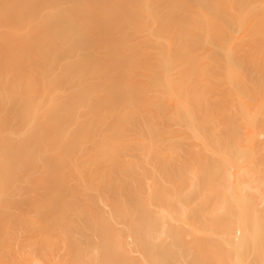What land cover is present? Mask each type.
<instances>
[{
	"label": "rangeland",
	"instance_id": "obj_1",
	"mask_svg": "<svg viewBox=\"0 0 264 264\" xmlns=\"http://www.w3.org/2000/svg\"><path fill=\"white\" fill-rule=\"evenodd\" d=\"M31 1L32 2L25 4L21 10H14L10 9V7L8 8V0H0V52L16 60L12 68H3V65H0V180L3 179V183H0V190L3 191V194L0 195V256L2 257H0V264H17L20 261L21 263L18 264H63L64 262L66 264L64 260L66 252L64 251L65 249L66 251L69 250L70 245H67V249L64 244H71L72 240L75 241L74 239L81 237L83 232L85 237L88 235L90 239V252L96 251L95 253L97 255L101 251L103 233H100V231L104 227L108 230L111 237L115 230L114 233L118 234V236H120L119 232L121 233L120 237L125 241L124 244L128 243L124 245L127 246L128 254L130 252L129 255H131V257L135 259L138 258V264L142 249L140 250V248H138L139 246L137 243L139 244V242H135L136 239L128 232H133L131 231L133 228L130 230L129 227L133 226L134 223L136 224L139 219L137 218L139 215L137 213H140L143 207L142 205H130L134 200H128L125 192L127 189L135 192V188L144 189L143 186L149 189L154 184L158 188L161 185L167 187L171 193L175 188L181 187L184 189L183 191L188 193L189 201H186L189 204L187 207L192 209L191 207L196 206L199 200L196 195L190 192L186 187H188L189 180L195 177L193 174L198 170L200 164L207 163V169L211 170V177H209V183L211 184L209 188L211 192L207 195L208 198L211 197V200L209 203H203L204 205H201V208H204L203 210L205 211H203V217L204 215L206 217L202 221H198L199 219L195 221V225L199 222L197 224V229H204L205 227L208 229L209 227L211 230L212 227L210 226L217 227V225L220 224L219 221L221 223L226 222V226L235 225L238 218V211H236V208L237 205H241V201H235L232 198L230 199V197L235 198L233 194H235L234 190L237 187L235 186L237 182H251L250 177L245 173L246 171L248 175L252 173L251 175L254 178L251 177V180L253 179L254 181L255 179L254 182L252 181L253 183L257 181V184L261 185L260 193L264 197V153H262L261 150L258 151L261 152L260 154H256L255 152L256 156L243 153L239 149H244L246 146L244 150L247 151L249 147L251 151L250 146H253V144H249L247 140L245 141L246 144L239 141L241 145H236L231 141H226L227 143L223 142L225 144H222L221 141L219 144H216L207 140L208 142H206L203 147V145L197 144L196 140H193V136L191 138L190 134L186 135L185 131L189 130V127L186 129V122L177 120L174 116L176 108L174 102L177 99L176 95L178 94L185 102H189L190 106L193 107L192 109H195L193 105L197 104V100H195L194 95L196 92L198 93V91H200V87H196V89L198 88L197 91L193 92L195 89H193L194 87L192 88V85L200 86L202 82L207 83V88L211 87V90H204V92L207 90L206 93L210 100L214 95H217L214 91L218 92L219 96H217V98L219 99L217 103L221 108V112L220 109L218 111L219 114L222 113L221 115L218 114L220 116V122L222 121L224 124L227 121L233 120L234 122H240L238 120L241 118V112H238L241 107L239 103L241 97L243 100L246 99L245 102L248 107H254L256 104V107L258 106L260 111L257 110L261 114L264 113V35L262 33V49L259 48L258 45L260 44H258L257 48H251L252 51L251 49L249 51L248 42L245 43L247 37L243 38L244 42L242 40V43H239V40L236 39L235 42L238 40L237 43H233L232 45L236 48L235 50H237L235 52L236 57L227 61V63L225 62L227 65L224 63L226 60L222 58L221 60L219 59L220 57L217 58L218 61L216 60V57L220 55L219 46L218 50L217 47H214L212 51L210 50V54L204 53L206 58L209 56L212 58V63L209 61L202 63L209 67V71H203L200 67L202 64H194L191 67L188 66L190 68L188 71L186 70L187 75L191 74L195 78H186L184 79L185 81H182V84H180H186V80L190 82L191 79L192 84L190 83L188 88L190 92L180 95L177 92L176 86H174L175 89L173 93L176 95H173L171 98L173 100H171V102H173L171 104L169 99L171 92L167 90L166 85L162 81H159L157 74L156 76L149 74L151 69V66H149L151 65L150 62L156 65L154 69L159 72L158 62L157 59H155L157 53L155 52L162 49L161 46L164 47L165 44L163 45V40L167 37V34L163 31L158 32V29L152 26L153 23L151 19H158L159 17H148L144 14L146 13L144 9H146L145 7L147 6L143 3L145 0H143V2H141L142 0H139L140 2L136 0L134 3H132L133 1L130 2L134 7L132 8L129 6V12L135 8L136 11H132L126 17H117L115 15L116 18H113L111 10L122 11L125 3L120 5L121 0H98L100 2L96 0ZM153 1L149 2L154 3L155 1ZM213 1L215 0H208L206 4L210 5ZM251 3L252 12L256 19L264 21V0H251ZM141 5L146 6L144 7ZM17 6L18 4L16 7ZM152 6H154L153 8L158 7H155V5ZM101 7H104L103 13H95V11ZM139 8H143V11H140ZM148 8L149 6L147 9ZM126 9H128V7ZM159 12L160 10L157 11L156 16ZM123 15H125L124 11ZM184 18L182 19L184 20L183 24H186L187 18H185L186 20ZM86 22H90L93 28H97L98 23L105 24V27L113 25L114 31L104 34V42L107 45L119 43L116 49L110 48L114 51L112 57L115 59H120L122 57L127 59V72H130L129 77L117 78V76H112L109 78V76L103 77L102 73H96L97 75L90 73V67H94L100 62V55L102 58L105 49L102 46H97V43L92 39L91 34L95 32L90 29L89 33L88 29L81 25ZM68 25L70 27L71 37L67 36ZM243 26L244 24L242 25V29H244ZM239 29L241 28H237L236 32ZM198 30H200V32L193 30L196 34L194 35L196 37H201L204 30ZM238 32L237 35L241 36L242 30ZM191 35L194 37L193 34ZM77 37L81 39L80 42L76 40ZM149 39L151 41H149ZM161 40L162 42H160ZM248 44H250V42ZM208 45L210 44H206L207 47ZM213 45L210 46L213 47ZM203 46L205 47V45L202 44L201 47L203 48ZM252 46L253 45H249V47ZM73 47H75V51L72 53L71 50ZM202 48L198 47L196 52H199ZM207 50L209 51V49ZM254 50L256 52H253ZM182 53L185 57L187 56L186 51H182ZM252 53H254V55H252ZM123 54H127V56H123ZM22 55L29 60V65L26 64L21 68L18 66L24 64V59L20 58ZM145 56H147V59ZM242 56H244V58ZM251 58H253V61ZM79 59H83L84 64L82 66L85 67L81 79L85 81L86 86L89 88L83 91L87 94V97L84 99H78L73 95V92L70 91L68 85H74L73 80H75V77H65L64 70L68 69V67H63L65 62L77 61ZM214 59L216 60L215 62ZM195 60L197 61V59ZM105 62L106 61H104V63ZM228 62L230 64H228ZM232 65H234L235 68H233ZM16 67H18L17 70L19 71L16 70ZM232 68L240 69L241 73H239L241 76H236V71L238 70H235V73ZM111 72L114 73V71ZM232 72L233 75H231ZM206 73L207 75H205ZM234 74L239 78L235 79ZM200 76L204 77L202 78L203 80ZM230 78L231 80H229ZM95 81L106 85L104 95L108 96V98L111 96L112 102H115L112 104L114 105L113 108H115L112 112L109 100L101 99L98 96L99 90H90V83L94 85ZM232 83H234V85H232ZM239 88L243 89H240V91H243V94L239 92ZM108 89L111 91L110 94H108ZM237 89L238 91L236 92L235 90ZM189 90H187V92ZM168 92L170 94H168ZM205 94L203 98L207 96V94ZM245 94H247L246 98H244ZM236 97L240 101H236ZM52 99L53 101L54 99H57V101L60 100L57 102L59 105L56 104V111L53 106L56 100L53 102ZM210 100H208V102H211V105L213 101ZM248 100L250 102H248ZM193 101L195 104H193ZM90 102L91 106L97 110L95 117L100 120L99 124L95 127H90V107L88 108L86 106L90 104ZM239 104L240 106H238ZM160 105H164L167 111H157ZM172 105H174V107ZM32 107H35L34 115L33 112H31ZM66 107L68 109L67 111L65 110ZM83 111H85V113H81ZM195 111H197V109ZM28 112H31V114L27 117ZM262 115L264 116V114ZM237 117H239V119ZM200 119L202 120V117H199V120ZM262 121L263 120H261L259 124L258 130L262 128L264 132ZM81 124H85L86 127L83 128ZM179 126L180 130L178 129ZM262 131H260L262 134L260 132V134H257L258 137H264ZM177 134H179V136H177ZM243 135L245 136V134ZM240 136L243 138L241 134ZM240 136L238 138L241 140ZM121 137H123L124 140L122 142H124L123 144L127 148L120 143L122 146L119 149L118 143ZM104 138H109L110 142L112 139H114V141L110 143V145H103ZM177 138L178 140H176ZM180 138H182V140ZM95 139L102 143V145L97 143ZM128 143L129 146L127 145ZM114 144L115 150L112 152ZM108 147L110 153L109 157H98L96 159L87 158L89 154H93L94 152L98 153L99 149L107 151ZM28 148L30 149L27 150ZM25 149L27 152H24ZM236 150H238V152ZM16 151H19L20 155L14 156L13 153ZM28 151H31L33 154H28ZM196 152L199 154H196ZM247 152L249 153V150ZM203 154H206L204 157H207L204 163ZM199 160L200 162H198ZM177 165L184 170L178 169ZM230 173L232 175H230ZM177 178H179L181 182L177 180L178 183L176 185L168 181V179L176 180ZM203 182L205 183L206 180ZM200 184H202V182ZM220 186L221 189H219ZM223 187L225 189H223ZM228 187L231 189L227 190ZM54 188L59 189L60 195L70 197L71 201L68 202L67 205H61L58 201L54 203L49 201L51 198L49 193ZM48 190L49 193L46 194ZM73 193H78V195H80L79 198L74 197ZM100 193H106L115 199H124V202L128 205H116L117 209L115 216V205L107 206V204H110L107 203L106 206L104 205L105 208L101 202V199L105 200L103 196L100 202H98L101 195L97 197V194L99 195ZM227 194L229 196H226ZM95 195L98 200L97 198L95 199L98 203H101V206L100 204L95 205ZM127 195L133 198L131 194ZM157 201L158 199H154L153 203ZM104 202H108V200L103 201V203ZM181 202L183 205L186 204H184V200ZM262 204H264V200L257 204L260 210L264 208ZM63 206L67 208H75V206H77V210L79 209L82 213L88 211L90 215L84 217L82 214L79 216L67 211L70 212V214L66 213L63 219L60 218L61 221H63L60 223L56 215ZM168 206L169 205L165 204L163 206L161 204L148 205V207H152V209L158 207L165 208ZM175 206L177 207V205ZM175 206L172 205V208H175ZM57 207L58 209H56ZM198 207L199 205L196 206V208ZM132 209L137 213L132 211ZM123 212L125 217L130 216L131 224L123 217ZM67 214L70 216H67ZM78 214H80V212ZM102 215L106 219H103ZM214 216L218 221L214 219ZM218 216H221V219ZM240 216L243 218L242 215ZM216 222L217 225L215 224ZM229 222H233V224ZM174 223H177L178 227L179 225L180 227L182 226L181 231L186 234L185 236L183 234L184 240H186V238L190 240L192 232L190 231L191 228L189 224H187L186 221L185 223L184 221L172 222V224ZM163 224L166 225L163 226ZM170 225L171 223L169 224L168 222L162 224L160 222L158 230L156 229L157 232L159 231L158 233L161 235V238L155 239L158 240V242L162 239L161 242L167 244H165V246H168L170 240H172L170 237H167V234L166 237L164 234L168 233V227H172V225ZM215 227H213V229ZM222 227L224 226L222 225ZM222 227L220 229L217 227V230L214 229L216 234ZM76 230H81L82 232L77 233ZM106 230L105 232L107 233ZM210 230H207V233H205L206 235L211 233V237H213L212 233L214 231L212 232V230ZM117 231L118 233H116ZM189 232L191 233L189 234ZM201 232L198 234L203 235L204 233L201 234ZM142 235H144V232H142ZM118 236H113V239L115 240ZM214 236L216 235L214 234ZM208 237L210 238V236H207V238ZM153 239L152 241L155 242L156 240ZM206 240L212 243L210 239ZM212 241L214 242L216 239ZM217 242H215V244ZM183 244H185V242ZM84 245H86V243ZM186 246L187 245H185V247ZM188 246L190 245L188 244ZM98 250L99 252H97ZM189 250H191V248ZM147 264H151V261Z\"/></svg>",
	"mask_w": 264,
	"mask_h": 264
},
{
	"label": "bare ground",
	"instance_id": "obj_2",
	"mask_svg": "<svg viewBox=\"0 0 264 264\" xmlns=\"http://www.w3.org/2000/svg\"><path fill=\"white\" fill-rule=\"evenodd\" d=\"M96 1L100 2L98 0H96ZM134 1H136V0H121L120 5L125 3L123 10L122 11L117 10L118 12L116 10H111V12L113 14V18L114 17L116 18V16L117 17H120V16L126 17L132 11L135 12L136 8L130 10L131 12H129V6H131L133 8L134 6H132V3H134ZM146 1H147V3H146ZM149 1H153V0H145V2H143V0L141 1L147 5V6L145 5L146 7L144 5H141V6H144L146 8V9H144V12H146V13H144V12L143 13L145 15H147L148 17H155V18L159 17L158 19H151V22L153 23L152 26H154L156 29H158L157 30L158 32L163 31V32H165V34H167V37L164 38V40H163L164 41L163 45L165 44L166 46L165 45H164V47L161 46L162 49L155 52V53H157L156 54L157 56L154 54L156 57L155 59H157V62H158L159 72H157V70L155 71V69H154L156 65H153L150 62L151 65H149V66H151V69L149 71V74H151L152 76L153 75L156 76V74H157L159 77V81H162L166 85L167 90L169 92H171V96H169L170 102L172 100L171 98L173 97V95H176L173 93V90L175 89L174 86H176V89L178 90L177 92L180 95H183L185 93L190 92V90L188 88H189L190 83L192 82L191 79H190V82H189V80H186L185 83L187 85L186 84L181 85L182 84L181 82L182 81L184 82L185 81L184 79H186V78L187 79L188 78H192V79L195 78L191 74L187 75V71L189 70V68L191 66H193L194 64H196V65L202 64V63H205L206 61L211 62L212 58L210 56L208 58H206L204 56L205 55L204 53L210 54L212 49L214 50V47H217V50L220 47V49H219L220 55L218 57H216V60H217V58L220 57L219 59L222 58V59L226 60V61H224V63L225 62L227 63V61L232 60L234 57H236L235 52L237 50H235L236 48H234V46H232V45H233V43H237L238 40H239V43H242V40L244 42V39H243L244 37L245 38L247 37L245 40V43L250 42V44L247 43L249 51L251 48L255 49L258 46H259V48L262 47L261 43L263 40H261V33L264 35V21H260V19H256V17L254 16V14L252 12L251 0H215V1L211 2L210 5L206 4V1H208V0H154L155 1V2L153 1L154 3L149 2ZM156 1L159 5L156 3ZM30 2H32V1L31 0H8L7 6H8V8L10 7V9L21 10L25 4H28ZM130 2H132V3H130ZM17 4H18V6L16 7ZM135 4H136V2H135ZM138 4H140V3H138ZM152 5H155V7H157V6L158 7L153 8L154 6H152ZM148 6H149V8L150 7L151 8L147 9ZM127 7H128V9H126ZM143 8H141V9L139 8V10L143 11ZM103 9H104V7H101L99 9H97L95 11V13H103L102 12ZM158 10H160V12L156 16ZM123 11L125 12V15H123ZM236 12H238L239 14ZM184 17L187 18L188 21ZM183 18L186 20V22H185L186 24H183L184 23V20H182ZM243 24H244V26H243L244 29H242ZM81 25L86 27L88 29L89 33H90V29H92L95 32V33L91 34L92 39L97 43V46H102L105 49V52L102 54L103 55L102 58L100 55V59H99L100 62L97 63L96 66L90 67V73H92V74L102 73L103 77L109 76V78L112 76H117V78L129 77L130 72H127V59L124 57H122L120 59H115L112 57V54L114 53V51H112L110 48L116 49L117 48L116 46L119 45V43L117 42L118 44L117 43H115V44L111 43V44L107 45L104 42V38H103L104 34L106 32L112 33L114 31L113 25H111L110 27H105V24L98 23L97 28H95V27L93 28V25H91L90 22H86V23H83ZM237 28H241V29H239L240 31L242 30V34L240 32L241 36L237 35L239 33L238 32L239 30L236 32ZM192 29L197 30L199 32H200V30H198V29H202V31L204 30L205 32L203 31L202 32L203 34L202 35L200 34L202 39L199 36L196 37L195 36L196 34L194 33V31ZM155 33H156V31H155ZM191 34H193V35L195 34L194 37ZM154 35H157V34H154ZM67 36L71 37L69 25H68ZM236 39H238V40L235 42ZM76 40L79 42L81 41V39L78 37L76 38ZM240 40H241V42H240ZM149 41H151V40L149 39ZM160 42H162V40ZM252 42H254V43H252ZM171 43H172V45H171ZM201 43L203 45H205V47L203 46V48H205V49H203L201 47V45H202ZM206 44H210V45L215 44V45H213V47L208 45V47H207ZM258 44H260V45H258ZM249 45L250 46L253 45V46L249 47ZM198 47L202 48V50H200L199 52H196ZM209 47H212V48H209ZM207 49H209V51ZM252 49H251V51H252ZM245 50L248 51L247 49H245ZM71 51L73 53L75 51V47H73ZM182 51L187 52L186 57L183 55ZM253 52H256V51L254 50ZM124 55L127 56V54H123V56ZM242 55H243V53H242ZM252 55H254V53H252ZM238 56H240V55H238ZM145 57L147 59V56H145ZM242 57L244 58V56H242ZM20 58L24 59V64L22 66H18V67L22 68L26 64L29 65V62H28L29 60H27L25 57H23V55ZM195 59H197V61ZM251 59L253 61V58H251ZM254 59H256V58H254ZM216 60L214 59V62ZM104 61H106V62L104 63ZM254 61H257V60H254ZM15 62H16V60L11 58V56H9L3 52H0V65H3L2 66L3 68L4 67L12 68L15 65L14 64ZM236 62H238V61H236ZM83 64H84L83 59H79L77 61H67L63 65L64 68L68 67V69L64 70L65 77L66 76H68V78L75 77L74 78L75 80H73L74 85L69 80L72 85H68V87H70L69 88L70 91H72L73 95L76 96L78 99L86 98L87 94L84 93L83 91L89 89L86 86L85 81L83 79H81L82 74H83V70L85 69V67L82 66ZM228 64H230V63L228 62ZM231 64H233V63H231ZM188 66H190V67H188ZM222 66H224V65H222ZM232 66H233V68H235L234 65H232ZM240 66H241V64H240ZM18 67H16V70L18 69ZM200 67L203 71H206V72L209 71V67H207V65L202 64V65H200ZM227 67H229V66H227ZM0 68H1V66H0ZM223 68H225V67H223ZM219 69H221V68H219ZM235 70H238V69L237 68L233 69V72H235ZM17 71H19V70H17ZM111 71H114V73H117V74H114ZM222 71H223V69H222ZM230 71H231V67H230ZM233 72L231 75H233ZM236 72H237V75L234 74L235 79L237 78L236 76H241V74H240L241 70L240 69ZM226 73H224V74H226ZM205 75H207V73ZM229 77H231V76H229ZM234 77H233V79H234ZM200 78L202 79L204 77L200 76ZM227 80H228V78H227ZM229 80H231V78ZM199 82H197V83H199ZM232 82H234V81H232ZM101 84L102 83H97L96 81L94 82V85H92L90 83V90H93V89H95L96 91L99 90L98 96L103 100H107V99L109 100V103H111V112H112L115 109V108H113L114 105H112V104H114L115 102H112L111 96H109V98H108V96L104 95V89H105L106 85L105 84L101 85ZM193 84H195V83H193ZM206 84H207L206 82L205 83L202 82V85H200V86L192 85V88L194 87L193 89H195V90H193V92L197 91V89L200 87V91H198V93L196 92L194 95L195 100H197L196 101L197 104L193 105V106H195V109H192L193 107L190 106L189 102H185V100L181 99V97L178 94L176 95L177 99L174 102V105L176 107L175 112H174L175 113L174 116L176 117L177 120H183L186 122V124H185L186 129H188V127H189V130H187L188 132L185 131L186 135L190 134L191 138L193 136V138H194L193 140H196V143L199 145H203V147H204L205 143L208 141L209 142L212 141L216 144L217 143L219 144L221 141H222L221 142L222 144H225L223 142H226V141L230 142L231 141V142L235 143L236 145H241V143L244 144L245 141L247 140V141H249V144L250 143H251V145L253 144L252 147L250 146L251 151H250L249 147L247 149V151L249 150V153L246 150H244V149H246V146L244 149L242 148L239 150H241L243 153L252 154V155H255V152H256V154L257 153L260 154L261 152L264 153V137H258L257 136V134H260L261 133L260 131H262V128H261V130H260V128L258 130V127H259L261 120H263L262 122L264 125V116L262 115L264 113L261 114L259 112L260 110H259L258 106L256 107V104L254 107L251 106V108H250L246 105L247 104L245 102L246 99L243 100V99H241L242 98L241 97L240 98L241 101H240L236 97L235 98L236 101L237 100L240 101L239 103L241 104V107L239 109L240 111L238 112V113L241 112L240 113L241 114V118H240L241 120L239 119V117H237L239 119V120L238 119L237 120L240 122H236V121L234 122V120L232 119L233 121H227L225 123L226 124L225 125L224 123H222V121L220 122V120H219V118H220L219 115H221L222 113L219 114V111H218L220 109V112H221V108L217 103V100L219 99V98H217V96H219L218 92L214 91V93L217 95H214L213 96L214 98L212 97L213 99L211 98V100H210L208 97V94L206 93L207 90H206V92H204V90L210 89L211 87L207 88ZM232 85H234V83H232ZM235 85L237 87L236 83H235ZM196 87H198V88L196 89ZM233 88H234V86H233ZM240 89H242V88H239V92H241L243 94V91H240ZM187 90H189V91L187 92ZM235 91L237 92L238 89ZM169 92H168V94H170ZM110 93H111V91H109V89H108V94H110ZM205 93L207 94V96L203 98V95ZM242 94H240V95L243 96ZM246 96H247V94H245L244 98H246ZM248 99H249V97H248ZM55 100H56V102H55ZM208 100L213 101V103L210 105L211 102L209 103ZM52 101H53V99H52ZM58 101H60V100H58ZM58 101H57V99H54V101H53V102H55L53 105L55 107V109L53 108L55 111H56V107H57L56 104H58L57 103ZM248 102H250V101L248 100ZM172 103L173 102H171V104ZM207 103H209V104H207ZM171 104H170V106H171ZM193 104H195L194 101H193ZM240 104L238 106H240ZM174 105H172V106L174 107ZM86 106L88 108L90 107V116H91L90 127H95L100 122V120L95 117L97 114V110H96V108L91 106V102H90V104H87ZM252 108H253V110H252ZM196 109H197V111H195ZM65 110L66 111L68 110L67 107ZM164 110H166L164 105H160V107L157 111L163 112ZM263 111H264V109H263ZM263 111H261V112H263ZM31 112H33V115H34L35 107H32ZM31 112L27 113V117L31 114ZM81 113H85V111H83ZM238 113H237V116H238ZM199 117H202V120L200 119L201 121L199 120ZM228 118L230 119L229 116H228ZM225 120H228V119H225ZM81 126L83 128L86 127L85 124H81ZM242 127H243V129H242ZM179 128H180V126L178 127V129ZM245 128H246V131H245ZM122 129H123V127H122ZM240 132H243V133H240ZM240 134L243 136V138L244 137L245 138L244 139L241 138ZM243 134H245V136ZM263 134H264V132H263ZM177 136H179V134H177ZM239 136H240L241 140L238 138ZM180 139L182 140V138H180ZM123 140H124L123 137H121V139L118 143L119 149L122 145L125 147V145L123 144L124 142H122ZM176 140H178V138ZM95 141L102 145V143L98 142L96 139H95ZM113 141H114V139H112V141L110 142L109 138L108 139L104 138L103 139V145H107V144L110 145V143H112ZM239 141H241V143H239ZM120 143H122V145H120ZM127 145L129 146V143ZM89 148H87V149H89ZM125 148H127V147H125ZM29 149L30 148H28L27 150H29ZM27 150L25 149L24 152H27ZM114 150H115V144L113 146L112 152ZM260 150H261V152H258ZM236 151L238 152V150H236ZM203 152H205V151H203ZM197 153L198 152H196V154ZM28 154L31 155L33 153L31 151L30 152L28 151ZM109 154L110 153H109V147H108L107 151L103 150V149H99L98 153L94 152L93 154H89V155H87V158L88 157H89V159L90 158L96 159L98 157L105 158V157H109ZM13 155L14 156L20 155V152L16 151L13 153ZM204 155L206 156V154H203V157H204ZM201 158H202V155H201ZM205 158L207 159V157H204L203 163H204V161L206 162ZM198 162H200V160ZM177 167L180 170H184L181 167L179 168L178 165H177ZM207 167H208L207 163L200 164V167L198 168V170L196 172L192 171V172H194L193 175H195V177L189 180L188 187H186L187 189L190 190V192L194 193L196 195L197 199L199 200L198 201L199 203L196 204V206L199 205L198 208H196V206H193L195 208L190 206L192 209L187 207V205L189 204V203H187V201H189L188 200V193L186 191H183L184 189H182L181 187L175 188L174 191L172 190V193L167 189V187L161 185L158 188L157 186H155V184L152 187H150L149 189H146L144 186H143L144 189H136L135 188V192H132L131 190L127 189V191L125 192L127 199L128 200H134V202L130 205H142V207H143L140 210V213H137L134 209H132V211H135L137 214H139L137 216V218H139V219L137 220L136 224L134 223L133 226L129 227L130 230L133 228L131 230L133 232H128V233H131L133 235V237L136 239L135 242H139V244L137 243V245L139 246L138 248H140V250L142 249L141 250L142 255L140 254V256L143 258L139 257V255H138V257L140 258V261L142 260L143 262L139 261L138 264H147V263H150V261H151V264H184V263H186V264H264V208H261V210H260V208H258V206H257L258 203H260L264 200V197L260 193L261 185L257 184V181L255 182L256 183V185H255V183H253L255 181V179H254V181H253V179L251 180V177H253L251 175L252 173H249V175H248L247 171L245 172L246 175L250 177V181H251L250 183H244L242 181H240V182L236 181L237 185H235V186H237V187L234 190L235 194H233V192H232V194L235 195V198L230 197V199L232 198L235 201H241V205L238 206L236 204L237 205L236 211H238V218H237V221L235 222V225L233 224V222H231V223L229 222L230 224H233V225L232 226H230V225L226 226L225 225L226 222L221 223L219 221V223L224 226V227H222V225H220V224L217 225V222H216L215 224L217 225V227H219V229L222 227V229L220 231L218 230L219 233L217 232V234H216V231H214V229L217 230L216 229L217 227L210 226V227H212L211 228L212 232L214 231L213 233L216 235V236H214V234L212 233L213 237H211V233H209V232H208L209 234L206 235L207 230H210L209 227H208V229H206V227L205 228L202 227L204 229H197L198 228L197 224L199 222H197V224L195 225V221L197 219H199L198 221H202L206 217L205 215L203 217V211H204L203 209L204 208L202 209L201 205H204L203 203H209L211 200V197H209V198L207 197V195L211 192V190L209 188V186L211 185L209 183L210 182L209 177H211V170L207 169ZM263 174H264V172H263ZM230 175H232V174L230 173ZM177 180H179V178H177L176 180L175 179L174 180L168 179V181L170 183H173L175 185L178 183ZM205 180H206V182L204 183L203 181H205ZM179 182H181V180H179ZM201 182H202V184H200ZM0 183H3V179L0 180ZM224 187H223V189L226 188V187L225 188ZM219 189H221V186ZM229 189H231V188L228 187L227 190H229ZM48 193H49V190L47 191L46 194H48ZM2 194H3V191L0 190V195H2ZM49 194L51 196L49 201H51L52 203L58 201V202H60L61 205H67L68 202L71 201L70 197H65L63 195H60V191L57 188H54L53 190H51ZM127 194H131L133 198L128 197ZM222 195H225V194H222ZM73 196L76 198H79L80 195H78V193H73ZM99 196H100V198H99L98 202H100V199L102 196L105 198V200H108V202H104L105 203L104 204L103 201H105V200L101 199L103 206L104 205L106 206L107 203H110V204H107V206L115 205V211H114L115 216H116V209H117L116 205H128L127 203L124 202V199H122V200H120L119 198L115 199V198L110 197L106 193H102V194L100 193L99 195L97 194V197H99ZM226 196H229V195L227 194ZM97 197H96V195L94 197L95 205L100 204V206H101V203L97 202V200H98ZM220 197H221V195H220ZM95 198H97V200ZM223 198H225V197H223ZM154 199H158V201L153 203ZM182 200H184V204L186 203L185 205L182 204V202H181ZM176 202H177V204H176ZM160 204L162 206L164 204L169 205L168 206L169 208L168 207H165V208L158 207V208L152 209V207H148V205H160ZM146 205H147V207H146ZM170 205H171V207H170ZM172 205H174V206L177 205V207L175 206V208L174 207L172 208ZM178 205H180V206H178ZM227 205H228V203H227ZM229 205H231V204H229ZM262 205H264V204H262ZM76 207L77 206H75V208H73V207L67 208L66 206L61 207L62 209L61 210L59 209V211L57 212L58 214L56 215V218L59 219L58 221L61 223V222H63V221H61V219L64 218L66 213L70 214V212H71V213H75L76 215H79V216L82 214V216H84V217H88L90 215L88 211H85L86 213H82L79 209L77 210ZM71 208H73V209H71ZM86 208H85V210H86ZM188 208H189V210H188ZM56 209H58V207ZM56 209H54V210H56ZM125 210H124V212H125ZM256 210L257 211L260 210L259 211L260 213L257 212ZM67 211H70V212H67ZM77 212L78 213L80 212V214H78ZM124 212H123V217L128 221V223L131 224L130 216L125 217ZM69 214H67V216ZM239 214L242 215L243 218ZM104 216H103V219H106V218H104ZM112 217H114V216H112ZM218 217H220V219H221V216H218ZM133 218H135V217H133ZM201 218H203V219H201ZM214 219H215V216H214ZM176 221L177 222H180V221L183 222L184 221V223L186 221V223L189 224L191 230L189 228L188 229L192 232V233L189 232V234L191 233V235H192V237L190 235V237H191L190 240L187 238H186V240H184L185 239L183 237L184 232L181 231L182 226L180 227V225H179V227H178L177 223H176L177 225L175 223H174L175 225L172 224V222H176ZM216 221H218V220H216ZM160 222H161V224L164 222L165 223L168 222L169 224L171 223V225H172V227H168V229H167L168 230L167 232L169 233V235H168V233H164L165 237L167 234V237L168 238L170 237V239H172V240H170V243L171 242L172 243L170 244L168 242L169 243L168 246H165L166 243L164 244L163 242H161L162 239L160 240V242H158V240H156V239L161 238V235H159V233H158L159 231L157 232V230L159 228L158 226L160 225ZM165 225L163 224V226H165ZM213 227H215V228L213 229ZM170 228H173V229H170ZM105 230L106 229L104 227L100 231V233L101 232L103 233V236H102V241H101V249H100L101 251L99 252V250H98L97 252H99V254H97V255L95 253L96 251L90 252V239L88 238V235L85 237L84 232L82 233L81 237H79V238L77 237V239H74L75 241L72 240L71 244H68V243L64 244V246H66L67 249H68L67 245H70L69 250L66 251V249L64 248L65 249L64 252H66L65 253L66 256L64 259L66 261V264H90V263L91 264H134V263L137 264L138 258L135 259L134 257H131V255H129L130 252L128 254L127 246H124L128 243L124 244L125 241H123V238L120 237L121 233L119 232L120 236H118V234L114 233L116 231L115 230L112 233V237H111L108 230H106L107 233L105 232ZM186 230H187V228H186ZM78 232L80 233L82 231L79 230V231H77V233ZM142 232H144V235H142ZM200 232H201V234H203V233L204 234L203 235L198 234ZM116 233H118V231ZM185 235L186 234H184V236ZM204 235H205V237H204ZM113 236H118V237L114 240ZM207 236H210V238L209 237L207 238ZM39 238H40V236H39ZM204 238L210 239L211 240L210 242H212L214 244L209 243ZM212 238H215L216 241L213 242L212 240H215V239H212ZM152 239L156 240L157 242L152 241ZM204 241H206V242H204ZM166 242H167V240H166ZM184 242H185V244H183ZM215 242H217V243L215 244ZM85 243L87 246L84 245ZM187 243L190 246H188ZM185 245H187V246L185 247ZM84 246H86V247H84ZM190 248H191V250H189ZM125 249H126V251H125ZM123 250H124V252H123ZM121 251L123 252V254ZM117 252H119V253H117ZM7 253H9V252H7ZM59 253H61V252H59ZM53 254H55V253H53ZM119 255H120V257H119ZM186 256H188V257H186ZM41 257H44V256H41ZM46 257H47V255H46ZM19 258H20V256H19ZM131 258H133L134 260ZM7 260H9V259H7ZM26 262H27V260H26ZM132 262H134V263H132ZM13 263H14V261H13ZM18 263H21V261ZM54 263H55V261H54ZM63 264H65V262Z\"/></svg>",
	"mask_w": 264,
	"mask_h": 264
}]
</instances>
